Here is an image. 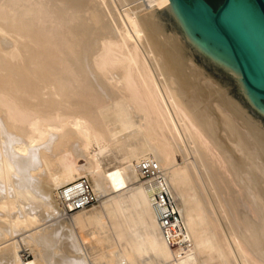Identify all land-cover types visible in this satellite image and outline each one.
Returning <instances> with one entry per match:
<instances>
[{
	"label": "bare ground",
	"instance_id": "bare-ground-1",
	"mask_svg": "<svg viewBox=\"0 0 264 264\" xmlns=\"http://www.w3.org/2000/svg\"><path fill=\"white\" fill-rule=\"evenodd\" d=\"M157 1L0 0V264H264L263 140ZM83 177L97 200L66 213Z\"/></svg>",
	"mask_w": 264,
	"mask_h": 264
},
{
	"label": "water",
	"instance_id": "water-1",
	"mask_svg": "<svg viewBox=\"0 0 264 264\" xmlns=\"http://www.w3.org/2000/svg\"><path fill=\"white\" fill-rule=\"evenodd\" d=\"M186 67L196 59L264 144V0H159L149 7Z\"/></svg>",
	"mask_w": 264,
	"mask_h": 264
},
{
	"label": "built area",
	"instance_id": "built-area-1",
	"mask_svg": "<svg viewBox=\"0 0 264 264\" xmlns=\"http://www.w3.org/2000/svg\"><path fill=\"white\" fill-rule=\"evenodd\" d=\"M140 169L143 175L150 176L153 175L158 168L155 162L149 159H143L140 164ZM159 181L161 183V179ZM160 183H154V187L157 188L154 195L157 201V208L159 209L160 222L166 237L170 239L171 235L173 236V232L176 231V227H178L177 224H179V226L182 225V215L172 194L166 187H161ZM149 187L153 188V185L150 183ZM60 199L64 206V210L67 213H71L97 200V195L90 181L86 177H83L60 187ZM182 229L185 230V226H183ZM170 242L172 244L175 243L171 239Z\"/></svg>",
	"mask_w": 264,
	"mask_h": 264
},
{
	"label": "rangeland",
	"instance_id": "rangeland-1",
	"mask_svg": "<svg viewBox=\"0 0 264 264\" xmlns=\"http://www.w3.org/2000/svg\"><path fill=\"white\" fill-rule=\"evenodd\" d=\"M66 213H67V212H66ZM27 254H28V255H27ZM27 254H25V257H26V256L33 257L32 253H27Z\"/></svg>",
	"mask_w": 264,
	"mask_h": 264
}]
</instances>
